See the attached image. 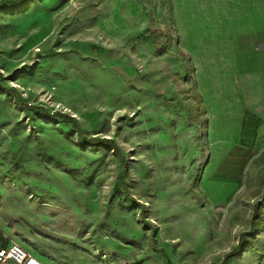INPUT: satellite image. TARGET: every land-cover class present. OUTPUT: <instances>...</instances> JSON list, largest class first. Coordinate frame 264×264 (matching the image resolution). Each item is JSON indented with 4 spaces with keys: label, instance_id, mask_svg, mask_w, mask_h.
<instances>
[{
    "label": "rangeland",
    "instance_id": "374dc122",
    "mask_svg": "<svg viewBox=\"0 0 264 264\" xmlns=\"http://www.w3.org/2000/svg\"><path fill=\"white\" fill-rule=\"evenodd\" d=\"M2 1L4 243L46 264H166L155 249L219 264L242 242L222 264H264L245 239L264 208V119L208 131L168 1Z\"/></svg>",
    "mask_w": 264,
    "mask_h": 264
},
{
    "label": "crops",
    "instance_id": "0c3cea01",
    "mask_svg": "<svg viewBox=\"0 0 264 264\" xmlns=\"http://www.w3.org/2000/svg\"><path fill=\"white\" fill-rule=\"evenodd\" d=\"M167 1L175 35L199 69L196 83L208 131H235L247 115L264 119V0ZM225 119L233 120L232 128ZM262 209L252 213L262 229H253L254 239L248 238L250 218L245 239L264 256Z\"/></svg>",
    "mask_w": 264,
    "mask_h": 264
},
{
    "label": "built area",
    "instance_id": "2783aa9c",
    "mask_svg": "<svg viewBox=\"0 0 264 264\" xmlns=\"http://www.w3.org/2000/svg\"><path fill=\"white\" fill-rule=\"evenodd\" d=\"M0 264H46L17 243L5 244L0 232Z\"/></svg>",
    "mask_w": 264,
    "mask_h": 264
},
{
    "label": "trees",
    "instance_id": "16d2710c",
    "mask_svg": "<svg viewBox=\"0 0 264 264\" xmlns=\"http://www.w3.org/2000/svg\"><path fill=\"white\" fill-rule=\"evenodd\" d=\"M5 0H3L2 2H4ZM14 3H23L25 0H12ZM161 36H158L157 38H160ZM91 50L92 51H97V48L95 47V46H91ZM24 106L25 107H27V108H30V109H33V108H39L38 106H30V105H27V104H24ZM84 139V141H86L87 143H89L90 144V142H89V140L87 139V138H83ZM108 143H111V145H112V142L110 141V140H106ZM113 146V145H112ZM112 151H113V153H114V151H115V149L114 148H112ZM11 158H12V160L15 162V166H14V168H13V172L14 171H18V170H20V169H22V164H21V159H20V157H18V155H17V153L15 152V153H12L11 154ZM124 164V163H123ZM120 174H121V171H119L118 172V177L120 178ZM9 177V176H8ZM122 183L124 184V182L122 181ZM117 189V188H116ZM122 193L124 194V197H128V193L126 192V189H125V187H124V185H123V188H122ZM256 205V204H255ZM255 205H254V207H255ZM254 214L251 216V223H250V231L248 232V234L249 233H251V231L253 230V229H255V228H257L256 226H255V223H254ZM146 225L147 226H149V224L148 223H146ZM258 229V231L259 230H261L262 228H260V227H258L257 228ZM151 237H152V235H151ZM151 240H152V238H151ZM242 246H244V243H242V242H240V243H238L237 244V246L235 247V248H233L232 250H230L229 252H227L224 256H223V258H222V260H221V262L219 263V264H222L228 257H230L231 255H233L234 253H236V252H238L241 248H242ZM155 250H157V251H159L160 252V254H161V256L165 259V261H166V264H176V263H173L169 258H168V256H167V254L164 252V250H162V249H155Z\"/></svg>",
    "mask_w": 264,
    "mask_h": 264
}]
</instances>
